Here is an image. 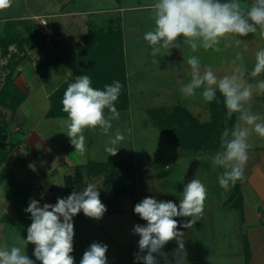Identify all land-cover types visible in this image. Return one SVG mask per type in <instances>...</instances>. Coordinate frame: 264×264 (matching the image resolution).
<instances>
[{"label":"clouds","instance_id":"1","mask_svg":"<svg viewBox=\"0 0 264 264\" xmlns=\"http://www.w3.org/2000/svg\"><path fill=\"white\" fill-rule=\"evenodd\" d=\"M12 4L13 0H0V11L7 10ZM151 8L153 27L144 33L143 39L151 48L154 63L158 56L182 45L193 53L199 49L219 52L222 42L225 47L240 46L242 40L238 37L258 33L264 39V0H251L250 4L242 0H155ZM186 63L190 67V81L179 88L181 96L195 97L197 90H201L200 96L205 103L214 100L219 103V93L226 109L225 118L231 120L236 115L233 127L222 131L219 149L211 157L213 169L225 170L218 177V184L227 189L244 179L251 148L250 134L254 132L264 138V117L252 111L254 93L264 94V79H257L264 74V47L255 52L251 70L244 57L237 53L228 62L231 71L222 76H218L210 65L202 67L199 56L187 57ZM92 83L88 75H81L68 84L61 101L62 112L66 114V118L60 120L61 132L70 138L75 152L83 155L87 151L85 131L99 129L108 137L104 151L114 156L125 140L119 129L110 135L112 122L120 119L115 103L122 85L114 81L101 90ZM126 131L131 134V129ZM206 199L205 185L199 179H192L185 185L179 205L152 197L137 203L134 213L147 222L133 228L134 234L140 237L139 251L134 254L137 264H159L154 254L168 264L167 253L162 249L173 240L178 245L174 250L175 264H187L184 233L178 231L175 218L190 217L183 227L193 226L203 216ZM25 211L31 214L32 221L27 228V237L22 239L17 235L11 246L0 248V264H35L25 254V246L29 243L35 246L33 255L41 264H75L71 255L75 234L73 217L82 211L86 217L100 220L107 208L100 199L98 186L88 183L83 190L58 198L55 205L45 203L41 207L39 201L31 200ZM107 250L105 244L92 243L80 264H108Z\"/></svg>","mask_w":264,"mask_h":264},{"label":"crops","instance_id":"2","mask_svg":"<svg viewBox=\"0 0 264 264\" xmlns=\"http://www.w3.org/2000/svg\"><path fill=\"white\" fill-rule=\"evenodd\" d=\"M48 1L49 0H28L27 2L26 0V2H22V4L20 3V12L11 14L10 9L12 7H10L7 9V11L4 10L6 11L4 15L0 16V34L3 32L8 22L14 21L18 22L17 25L21 29V34L23 36L26 37L28 35L27 27L30 26L33 31L39 32L40 36L44 38L42 45L33 44L30 46L28 43H24L23 50H19L16 43H13L9 46L10 52L18 53L16 58L17 64L15 65L14 69V74L18 75L15 77V81L23 90H25V92L26 89L28 90L26 92L27 95L24 102H26L29 99V96L32 95L31 92H29L30 87L27 85V83L30 81V78L33 76L34 72L40 78L48 75H41L39 73L37 64L51 56L53 53L59 52L63 59L58 63V65L55 66V68L62 65L63 69L61 68L58 71L59 75L62 73L64 74V77H62L60 81L56 80L52 86L53 88L47 92L49 105H47V109L43 113V115L46 116V112L50 107V95L57 88L62 86L64 82L75 81L77 77L75 76V70L80 65V54L86 47L84 39L88 36V32L93 29L105 28L109 24H113L120 28L123 38V49L126 64V81L130 98L128 109L130 110L131 94L127 57L129 56V53L131 54L130 51L134 49L131 47L133 42L132 37H129L128 39L126 25L132 21L131 18L133 17L137 19V21H143V23L147 25L144 30H151L153 27V21L151 20V5L155 2V0H112L111 3L106 6L92 4L90 7L84 5L83 1L85 0H54V2L51 0L52 3H55V7L52 8L53 11L50 13L44 12L43 14H39L41 10L43 11L44 7H46L45 10L51 8L52 4L49 5ZM112 2H115L117 5H113ZM49 16H52L54 19L49 20ZM41 17L47 18L50 25L54 29L53 34L45 35L41 32L39 28V20ZM180 42H182V38ZM145 46L146 45H142V49H145ZM11 47H14V49ZM173 49H175L177 52L174 50V52H172V56L175 54L177 57L183 58L182 52L179 51V48ZM138 52L141 53H137L134 56L141 55L144 53V50H140ZM9 57L10 53L3 57L7 59V63ZM66 66H70V69H64ZM55 68L53 67L51 70ZM29 71L33 73L29 74ZM187 71L190 74L189 66ZM186 75L187 72H185L183 76L186 77ZM172 105H169V107ZM159 106L161 107L165 105ZM165 107L168 108V106ZM151 108L152 107L148 109L150 110ZM123 111L126 110H121L118 112ZM62 118H66V116H62ZM150 119L152 121V125L157 127L165 135L162 129L156 124L154 118L150 116ZM66 138H61V140L59 139L56 142H52L48 139L46 140V137L44 138L43 134L37 135L33 128L28 132L26 131L24 139L17 140L16 144L23 142V145L27 149V152L30 154V156L27 159L24 157L21 158L20 155L17 157L18 155L15 154L12 159L17 164L23 166L24 173L26 172V169H31V171L30 174L26 175L25 177L22 175L18 176L17 174L15 175L16 177H14V173L7 169V171H9L13 176V186L16 185L19 187V189L24 188L33 192L32 200L39 201L41 207L45 203L55 205L58 198H66L69 195L65 192L63 183L57 184V182L54 180L56 176H45V170L49 169L51 170V173H53L55 169L58 168L63 172H67V174H73L76 166L86 164L90 161L133 160L136 178V199H134L129 194H124L122 196V206L120 210L105 213L103 218L100 220L88 218L83 214L82 211L74 216V233L77 237H75L74 234V251L71 253V255L75 258V264H80V260L82 259V256L85 252L84 246L87 243L90 245L94 242H99L108 246L106 253L108 264H113L114 258L116 257H119L118 264H137L134 254L139 251L138 241L140 237L134 234L133 228L136 224L146 225L147 223L134 213L135 201L139 203L147 197V191L144 193L141 192V187L143 190H145V181L149 180L148 177L150 174H152V171H157L158 173L164 172V179L166 183L160 181L158 182L159 185L163 187L165 191L164 193L167 192L169 196H167V200L166 197H156L154 199L157 201H173L179 205L181 193L183 192L187 182H189V174L188 171L185 170L191 168V164H189V161L186 160V156H195L196 154H200L202 152H194L191 149L180 148V146L168 139L171 144L176 147L175 150H172L175 152H170L166 155L157 153L155 158H153L157 161L166 159L169 161L166 163V166H157L158 164L156 163L151 164L147 155H143L142 157L139 155H133L138 153V151L130 149L131 155H129L128 158L116 157L117 154H119L118 149L116 155H110V159H99L98 157H95L96 152L93 154V158L84 159L86 154L81 155L75 152L74 146L70 143V141H67L68 138ZM255 142L256 144L251 145V148L249 149V160L244 169V179L242 181H238L234 186L230 185L233 189H229L230 195L227 198H218L216 194L207 193L202 220H199L194 224L202 227L203 236L205 233L217 234L216 231L218 230L217 227L219 224H223L226 227H231L233 222L227 217L228 211H235V218L233 217L234 227L236 230L240 228L242 232V238L238 243H230L231 246L234 245L233 249L230 251L229 249H222L223 247L218 250V243H203L202 238L200 241H197L195 237L191 235L190 227H183V224L191 219L190 217H176L175 219L178 221V231L184 233V247L187 253V264H202L205 258L204 256L206 249L213 248H217L214 256L219 263L224 260L234 264V260L241 258L243 260V264H264V142ZM13 148L15 149V147ZM23 159L27 160L24 161ZM63 165H68V167L64 168ZM104 176V174H101V176L98 177L86 176L84 181L87 184L95 183L98 186V189L102 190ZM95 179L99 183H96ZM18 187H16V189ZM235 189L238 190V193H236V196L232 198V193ZM159 192V189L156 188L155 193L158 194ZM0 194L3 195L2 198L4 197L6 199L8 203L7 206L9 207L8 209H14L17 213V222H32L30 213L27 215L21 213L20 210H18L9 202L6 195L5 182L0 185ZM7 206L5 207L7 208ZM206 213H208L211 218L206 220L204 215ZM87 223L90 224L88 226L91 227V233L79 237V231L83 229V225H87ZM216 223L218 226L215 227ZM228 244V240L222 241L221 243L222 246ZM245 244L248 247V256H246L247 254ZM177 247V242L173 240L167 243L162 249V252L167 253L168 264H175L174 250ZM154 255H157L159 264H165L164 258L158 254Z\"/></svg>","mask_w":264,"mask_h":264},{"label":"rangeland","instance_id":"3","mask_svg":"<svg viewBox=\"0 0 264 264\" xmlns=\"http://www.w3.org/2000/svg\"><path fill=\"white\" fill-rule=\"evenodd\" d=\"M41 1V0H40ZM45 1V0H44ZM54 2V0H52ZM51 0H49L48 4L51 5L50 9H46L44 7L43 11L41 10L40 13H46V12H52L53 7H55V3H52ZM80 1V0H78ZM112 0H85L83 1L84 5L89 6L92 4H100L103 6L109 5ZM22 2H26V0H13L12 8L10 9L11 14H15L20 12V8ZM28 2V0H27ZM222 2H225V0H222ZM245 4H250L251 0H242ZM113 5H117L115 2H112ZM91 9V8H90ZM7 11V10H6ZM6 11H0V16L4 15ZM9 12V11H8ZM7 12V13H8ZM109 14V13H108ZM52 16H49V20L54 19ZM105 17V16H103ZM132 21L128 23L127 26V33H128V39L129 37H132V44L131 47L134 49L129 53L127 57L128 62V75H129V81H130V94H131V107L130 110H126L120 113V119L117 121L112 122V129L110 130V135H114L117 129H119L122 133L125 135V140L119 145V154H117L116 157L118 158H128L129 155H131L130 150H137L138 153H135L133 155H139L142 157L143 155H147L151 162V164H158L157 166H166V163L169 161L160 160L157 161L155 156L157 153L166 155L168 153H174L176 147L171 144L169 140L170 135H168L166 132L165 135L157 128L152 125V121L150 119L151 113L148 108L152 107L151 110L154 108L160 109L164 106L159 105H165L168 106L165 107L167 111L172 110V107L174 105L172 104H183L195 115L197 118H199L201 121L204 122H210L213 121L215 117L213 116V110L210 107V103H205L201 96L200 91L197 90V95L195 97L191 98H183L179 92V88L188 83L190 81V74L187 71L188 65L186 63V58L190 57L192 55L199 56L201 59L202 67L204 65H210L213 70L217 73L218 76H222L228 72L231 71V68L229 66V63L237 53H240L245 60L246 65L248 66L249 70L253 67L254 64V54L259 49L264 47V39H261L257 34H249L246 37H238L242 40V44L240 46H231V47H225L224 43L222 42L220 45L221 51L216 52L213 50L205 51L203 49H199L197 52L193 53L190 48H188L186 45H181L182 47L179 48V51L182 52V57H177V55L174 54L172 56V52H174L175 49H171L168 54H165L163 56L157 57V63L153 62V57L151 56V48L148 46L146 41L143 39V35L146 32L144 28L147 26L143 23V21H137L135 18H131ZM130 19V20H131ZM1 29V28H0ZM131 42V41H130ZM142 45H146L145 49H142ZM147 47V48H146ZM14 49V47H11ZM138 48V49H136ZM147 49V50H146ZM136 50V51H135ZM140 50H144V53L138 56H134ZM1 52V51H0ZM175 52H177L175 50ZM7 63L6 58H1L0 56V88L5 82V78L7 74L9 73L10 69L7 67V69L4 67ZM63 66L60 65L57 68L51 70L50 73H48L45 77H38L36 73L34 72L33 76L30 78V81L27 83V85L30 87L31 96H29V99L22 103L20 107L15 111L13 114L12 110L8 107L0 105V123L8 122L9 119L12 117V122L10 123L9 132L7 133V138L10 142V152L7 158L4 161L3 165V172L8 177L9 181L13 182L12 175L8 170H11V172L14 173V177L17 174L22 175L25 177L26 175L30 174L31 169H26V172L24 173L23 166L20 164H17L12 159L15 154H17L21 158H29L30 154L27 152V149L24 147L23 142H19V144H16L17 140H23L26 131H30V129H34V132L39 135L43 134L44 138L46 137V140H50L52 142H56L57 140H61L66 138L67 141H70V138L66 135V133L61 132V125L60 120L61 118H54V117H46L43 115L45 110L47 109V105H49V99L47 97V92L52 89L55 81H60L62 77H64L61 73L59 75V71ZM66 70L70 69V66L64 67ZM63 69V68H62ZM29 74H32L33 72L29 71ZM187 72L186 77L183 75ZM64 73V72H63ZM18 74H14L15 77H17ZM246 79H249L250 82L255 83L254 80H251L250 77L246 76ZM257 79H264V74L261 75V77ZM136 80V81H135ZM166 86V87H165ZM28 88V87H27ZM28 90L26 89V92ZM169 95V96H168ZM256 95L254 93L253 100H252V111L254 113H257L264 117V101L263 96ZM259 97V98H258ZM169 105H172L169 107ZM158 106V107H153ZM148 109V111H147ZM45 116V117H44ZM219 126H217V131H223L227 126V120L226 118H223L222 115L219 116ZM235 122H236V116H235ZM127 129H131V134L127 133ZM86 137V148L87 151L85 152L86 156L84 159L87 158H93V154H95V157H98L99 159H110V155H108L104 151V145L107 141L108 137L103 135L99 129H96L95 131H85L84 133ZM220 136V134H218ZM64 137V138H63ZM43 138V137H42ZM169 139V140H168ZM215 143L218 142V137L214 136L213 139ZM255 141H261L264 142V138L258 137L254 132L250 134L249 137V143L251 145L256 144ZM51 142V143H52ZM54 144V143H53ZM15 147V149L13 148ZM130 149V150H129ZM26 150V151H25ZM217 150H208L206 152L196 154L195 156H186V160L189 161V164H191V168L186 169L185 171H188L189 174V182L192 179H199L201 182L205 185L207 189V193L216 194L218 198H227L230 193L229 188L224 189L221 188L218 184V177L222 174L224 169L216 168L213 169L211 166V157L215 154ZM89 153V154H87ZM191 154V153H190ZM108 155V156H107ZM27 159H23L24 161ZM22 160V159H20ZM185 161V160H184ZM183 162V161H179ZM196 162V163H194ZM60 164V163H59ZM64 168H67L68 165H63ZM10 168V169H9ZM13 170V171H12ZM58 168L55 169L53 173H51V170L47 169L45 170V176L55 177L54 179L57 184H62L64 187V180L63 177L67 174V172H63L59 170ZM38 171V170H37ZM74 173V172H73ZM150 173V172H149ZM20 176V177H22ZM101 176V175H100ZM164 172L158 173L157 171H152V174L148 177L149 180L145 181L144 188L141 187V192H146L147 197L152 198H163L169 196L166 193H164V189L161 185H159V182H165L164 179ZM96 181V179H95ZM96 183H99L96 181ZM188 183V182H187ZM33 189V187L31 186ZM156 188L159 189V193L156 194ZM106 194V193H105ZM2 194H0V248L3 247H9L14 241V238L17 235H20L22 239H26L27 237V228L30 226L31 223L29 222H17V213L14 209L9 210L7 206L6 199L2 198ZM6 204V205H3ZM29 202H26L24 205L23 210L21 213L27 215L25 209L28 207ZM7 206V208L5 207ZM235 211H228V219L232 220L233 224L231 227H226L223 224L216 223L213 224L218 226V230L216 231L217 234H210L205 233V235H202V227L193 225L190 227L191 235L195 237L197 241H200L202 238L203 243H218V250L221 249H233L234 245L231 246L232 243H238L239 240L242 238V232L240 228L237 230L234 227V213ZM206 217V220L211 218L208 213L204 214ZM7 216V217H5ZM234 217V218H233ZM214 218V217H212ZM202 220V217L201 219ZM87 223V225H83L84 228L81 229L78 233V236L81 237L83 235H87L91 233V227ZM207 231V230H206ZM81 234V235H80ZM203 236V237H202ZM75 237L76 234H75ZM212 238V239H211ZM204 240V241H203ZM228 240V245L222 246V241ZM91 245V244H90ZM88 243L84 246V251H86L89 246ZM217 245V244H216ZM34 245L29 243L25 246V254L32 259L35 264H41V262L37 261L35 256L33 255L34 252ZM216 247V246H215ZM81 249V248H80ZM217 251L216 249H206L205 252V258L202 262V264H231L228 261H221L220 263L217 262L215 259V253ZM81 252V251H80ZM119 257L114 258L113 264H118ZM233 261V260H232ZM234 264H243V260L239 258L238 260H234Z\"/></svg>","mask_w":264,"mask_h":264},{"label":"trees","instance_id":"4","mask_svg":"<svg viewBox=\"0 0 264 264\" xmlns=\"http://www.w3.org/2000/svg\"><path fill=\"white\" fill-rule=\"evenodd\" d=\"M18 22L10 21L0 34L1 57L10 53L7 67L10 69L5 78L4 84L0 88V105L8 107L13 114L26 99V92L15 81L14 69L17 64V52H10L9 46L16 43L19 50L24 49V43L30 46L33 44L42 45L44 38L39 32L33 31L30 26L27 27V36L21 34ZM85 49L80 54V65L75 70V76L88 75L92 80V86L103 89L104 85L119 81L122 85L118 101L115 107L118 111L129 108V91L126 81V64L123 49V38L120 28L117 25L109 24L105 28L93 29L88 32L84 39ZM63 57L59 52L37 64L39 73L47 75L49 71L62 61ZM64 82L50 95V107L46 112V117L66 116L62 112V97L68 84ZM264 99V95L262 96ZM217 101L210 103L215 119L210 122L201 121L183 104H177L172 110L167 111L163 108L150 109L151 117L156 124L168 135L170 139L183 149H191L194 152H206L208 150H218L221 131H217L219 126V116L225 118L226 109L223 104V98L217 93ZM235 114L231 120H227V128L235 124ZM12 117L8 122L0 123V185L5 182L6 195L9 202L18 210L22 211L26 202L32 200L33 192L28 189L13 186V182L3 172L4 161L10 152V142L7 138ZM214 136L218 137V142H213ZM104 174L100 199L106 206L107 211H119L122 206V196L131 195L136 199V178L133 160H114V161H90L86 164L76 166L73 174H67L64 177V190L70 195L73 191H81L87 185L84 178L98 177ZM239 185V184H238ZM16 187H18L16 189ZM104 192V193H103ZM106 193V194H105ZM238 190L232 193V198L236 196ZM135 201V205H136ZM134 205V207H135ZM245 242V241H244ZM246 246V254L249 253ZM247 254L246 256H248ZM248 258V257H247Z\"/></svg>","mask_w":264,"mask_h":264},{"label":"built area","instance_id":"5","mask_svg":"<svg viewBox=\"0 0 264 264\" xmlns=\"http://www.w3.org/2000/svg\"><path fill=\"white\" fill-rule=\"evenodd\" d=\"M39 28L41 30V32L45 35H49V34H53L54 33V29L53 27L50 25L49 21L47 20L46 17H41L39 20Z\"/></svg>","mask_w":264,"mask_h":264}]
</instances>
